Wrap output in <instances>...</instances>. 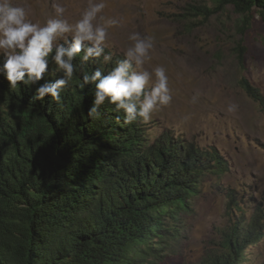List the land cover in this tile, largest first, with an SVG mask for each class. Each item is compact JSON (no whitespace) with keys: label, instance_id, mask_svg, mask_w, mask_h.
<instances>
[{"label":"trees","instance_id":"1","mask_svg":"<svg viewBox=\"0 0 264 264\" xmlns=\"http://www.w3.org/2000/svg\"><path fill=\"white\" fill-rule=\"evenodd\" d=\"M216 4L234 6L241 33L253 12L264 20V0ZM192 10L204 18L212 12ZM120 59L86 70L106 73ZM79 75L57 105L48 97L34 99L39 84L62 76L51 59L36 86L12 89L1 73L0 264H160L172 255L181 233L177 222L206 175L221 176L225 164L215 151L168 133L153 135L139 122L125 125L113 105L88 119L94 86L81 90ZM242 85L264 104L258 89L246 80ZM262 216L259 211L242 226L234 224L194 264H264L250 251L264 238Z\"/></svg>","mask_w":264,"mask_h":264},{"label":"rangeland","instance_id":"2","mask_svg":"<svg viewBox=\"0 0 264 264\" xmlns=\"http://www.w3.org/2000/svg\"><path fill=\"white\" fill-rule=\"evenodd\" d=\"M54 2L16 0L34 22L52 16ZM59 2L67 9L65 18L74 22L89 0ZM104 2L101 15L120 21L109 29L106 49L123 59L129 34L153 37L151 66L164 67L169 78L172 101L145 128L156 136L168 133L215 151L225 164L221 176L206 175L189 212L177 222L181 233L172 243V255L160 264L197 263L234 224L242 226L259 211L264 221V104L251 98L242 85L246 80L264 98V20L253 12L241 33V15L230 4L218 7L217 0ZM204 6L212 9L207 18L192 10ZM229 105L235 110L229 112ZM250 251L264 261V238Z\"/></svg>","mask_w":264,"mask_h":264},{"label":"clouds","instance_id":"3","mask_svg":"<svg viewBox=\"0 0 264 264\" xmlns=\"http://www.w3.org/2000/svg\"><path fill=\"white\" fill-rule=\"evenodd\" d=\"M52 7L54 13L45 22H34L28 9L16 0H0V57L4 58L0 73L5 75L10 88L38 85L51 59L55 72L62 76L54 82L39 84L35 100L48 97L61 104L62 92L79 72L81 90L94 86V101L87 112L90 120L98 119L101 106L108 104L123 113L125 125L148 124L155 113L171 103L172 89L165 68L151 66L153 37L133 32L128 36L130 44L124 50V58L116 61L114 67L106 73L101 68L86 70L90 64H111L113 54L105 51L109 47V29L120 21L101 15L106 7L104 0H89L74 22L65 18L67 9L59 0ZM196 99L194 96L192 101ZM227 110L232 112L235 106L229 105Z\"/></svg>","mask_w":264,"mask_h":264}]
</instances>
